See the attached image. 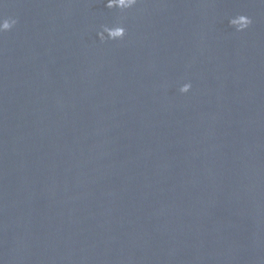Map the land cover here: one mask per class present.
I'll return each mask as SVG.
<instances>
[{"label": "water", "instance_id": "obj_1", "mask_svg": "<svg viewBox=\"0 0 264 264\" xmlns=\"http://www.w3.org/2000/svg\"><path fill=\"white\" fill-rule=\"evenodd\" d=\"M0 18V264H264V0Z\"/></svg>", "mask_w": 264, "mask_h": 264}, {"label": "clouds", "instance_id": "obj_2", "mask_svg": "<svg viewBox=\"0 0 264 264\" xmlns=\"http://www.w3.org/2000/svg\"><path fill=\"white\" fill-rule=\"evenodd\" d=\"M139 0H106V7L108 9H116L121 13H125L133 9ZM17 24V20L11 18H0V35L11 31ZM252 24V20L244 15H238L230 19V27L233 28L236 32L246 31ZM98 39L101 42H119L123 41L126 37L125 28L116 24L114 26L108 27L104 26L102 30L97 34ZM192 85L190 83L183 84L180 87V94H187L190 92Z\"/></svg>", "mask_w": 264, "mask_h": 264}]
</instances>
